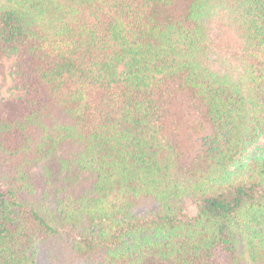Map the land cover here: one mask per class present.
I'll return each instance as SVG.
<instances>
[{
	"label": "trees",
	"instance_id": "1",
	"mask_svg": "<svg viewBox=\"0 0 264 264\" xmlns=\"http://www.w3.org/2000/svg\"><path fill=\"white\" fill-rule=\"evenodd\" d=\"M5 58L0 264H264V0H0Z\"/></svg>",
	"mask_w": 264,
	"mask_h": 264
},
{
	"label": "rangeland",
	"instance_id": "2",
	"mask_svg": "<svg viewBox=\"0 0 264 264\" xmlns=\"http://www.w3.org/2000/svg\"><path fill=\"white\" fill-rule=\"evenodd\" d=\"M13 60H14L13 58H5L2 61V65L0 67V99L7 100L8 103L10 101L14 100L15 97L21 95L15 89V86H16L17 81L12 80L11 77H10V75H9L10 68H11V65L13 63ZM172 112H175L176 113V117L178 118V114H185V113H188L189 111H183L182 112V111H179L178 109H176V110H173ZM4 113H5V115L0 114V118H5L6 120L12 119L13 116H14V114H15V112H12V111H4ZM189 125H192V124L189 123L188 126H186L184 128V131L188 134V136H187L188 139H190L192 137V135H191V131L192 130H190V126ZM189 132H190V134H189ZM175 137H177V136L176 135H173L171 137V139L174 142L178 143V146L180 147L181 151L184 152V154L182 156L183 162L184 163H188L189 160H190L189 157H190V153L191 152L190 151L188 152L187 148L185 147V144L180 143L183 140L181 137L180 138H175ZM190 141L191 140H189V142ZM184 209H185V212L187 214H189V215L195 214V207L191 203V201H189V200H187L184 203Z\"/></svg>",
	"mask_w": 264,
	"mask_h": 264
}]
</instances>
